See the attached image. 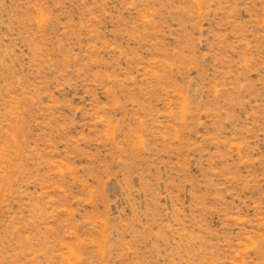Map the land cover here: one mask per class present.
Instances as JSON below:
<instances>
[{"label": "rangeland", "instance_id": "1", "mask_svg": "<svg viewBox=\"0 0 264 264\" xmlns=\"http://www.w3.org/2000/svg\"><path fill=\"white\" fill-rule=\"evenodd\" d=\"M0 264H264V0H0Z\"/></svg>", "mask_w": 264, "mask_h": 264}]
</instances>
